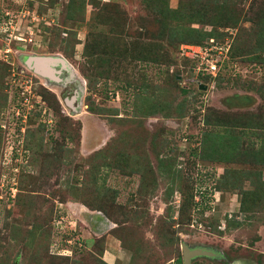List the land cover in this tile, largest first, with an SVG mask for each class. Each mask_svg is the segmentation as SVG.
Segmentation results:
<instances>
[{
  "label": "rangeland",
  "instance_id": "374dc122",
  "mask_svg": "<svg viewBox=\"0 0 264 264\" xmlns=\"http://www.w3.org/2000/svg\"><path fill=\"white\" fill-rule=\"evenodd\" d=\"M203 41L211 78L180 50ZM183 244L264 264V0H0V264H184Z\"/></svg>",
  "mask_w": 264,
  "mask_h": 264
},
{
  "label": "water",
  "instance_id": "95a60500",
  "mask_svg": "<svg viewBox=\"0 0 264 264\" xmlns=\"http://www.w3.org/2000/svg\"><path fill=\"white\" fill-rule=\"evenodd\" d=\"M25 64L37 75L43 77V78H50L52 80H58L57 74L59 71L56 70V67H61L63 69H66L67 66L62 60H59L58 58H48V57H38V58H26ZM41 67V68H38ZM44 67H49V71L45 70ZM45 72H44V71ZM79 97V95H76L72 100H75ZM72 100L68 101L66 100V104L72 108L74 111H77L78 108L72 107ZM182 250V259L184 264H189L192 259L197 257H209L213 258L216 257L217 254L213 251L207 250L206 248H189L187 245L183 244L181 246Z\"/></svg>",
  "mask_w": 264,
  "mask_h": 264
},
{
  "label": "built area",
  "instance_id": "2783aa9c",
  "mask_svg": "<svg viewBox=\"0 0 264 264\" xmlns=\"http://www.w3.org/2000/svg\"><path fill=\"white\" fill-rule=\"evenodd\" d=\"M180 50L184 57L193 63L192 68L197 76H216L221 65L218 57L223 54L221 53L222 47L218 46L217 43L211 41L210 44L205 43L194 47L184 45Z\"/></svg>",
  "mask_w": 264,
  "mask_h": 264
},
{
  "label": "trees",
  "instance_id": "16d2710c",
  "mask_svg": "<svg viewBox=\"0 0 264 264\" xmlns=\"http://www.w3.org/2000/svg\"><path fill=\"white\" fill-rule=\"evenodd\" d=\"M211 37H213V36L210 35L209 38H211ZM204 44H205V41H203L201 43H198V45H204ZM189 62H191V61H189ZM192 65H193V63H192ZM191 67H193V66H191ZM199 77H202V78H211V76H206V75H204V76L203 75H199Z\"/></svg>",
  "mask_w": 264,
  "mask_h": 264
},
{
  "label": "crops",
  "instance_id": "0c3cea01",
  "mask_svg": "<svg viewBox=\"0 0 264 264\" xmlns=\"http://www.w3.org/2000/svg\"><path fill=\"white\" fill-rule=\"evenodd\" d=\"M96 217V216H95ZM94 216H91V217H89L90 218V221H95L96 220V218H95ZM101 217V216H100Z\"/></svg>",
  "mask_w": 264,
  "mask_h": 264
},
{
  "label": "bare ground",
  "instance_id": "6f19581e",
  "mask_svg": "<svg viewBox=\"0 0 264 264\" xmlns=\"http://www.w3.org/2000/svg\"><path fill=\"white\" fill-rule=\"evenodd\" d=\"M41 68V67H38ZM45 70L49 71V67H44ZM44 71V70H43ZM45 72V71H44Z\"/></svg>",
  "mask_w": 264,
  "mask_h": 264
},
{
  "label": "flooded vegetation",
  "instance_id": "af4514ba",
  "mask_svg": "<svg viewBox=\"0 0 264 264\" xmlns=\"http://www.w3.org/2000/svg\"><path fill=\"white\" fill-rule=\"evenodd\" d=\"M24 62V64H25V61H23ZM26 65V64H25ZM27 66V65H26ZM30 69V68H29ZM39 76V75H38Z\"/></svg>",
  "mask_w": 264,
  "mask_h": 264
}]
</instances>
